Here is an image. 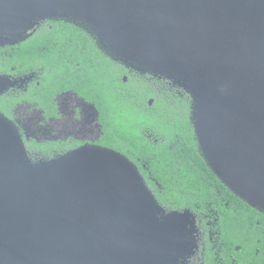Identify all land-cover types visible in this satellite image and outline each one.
I'll return each mask as SVG.
<instances>
[{
  "label": "water",
  "instance_id": "95a60500",
  "mask_svg": "<svg viewBox=\"0 0 264 264\" xmlns=\"http://www.w3.org/2000/svg\"><path fill=\"white\" fill-rule=\"evenodd\" d=\"M43 21L185 91L207 169L264 215V0H0V46ZM197 241L195 216L164 210L122 155L32 163L0 113V264H189Z\"/></svg>",
  "mask_w": 264,
  "mask_h": 264
},
{
  "label": "trees",
  "instance_id": "16d2710c",
  "mask_svg": "<svg viewBox=\"0 0 264 264\" xmlns=\"http://www.w3.org/2000/svg\"><path fill=\"white\" fill-rule=\"evenodd\" d=\"M0 53L11 54L18 69L43 68L45 83L77 88L106 108L109 137L114 143L123 139L119 152L138 169L164 210H189L197 218L220 213V241L228 248L241 246L253 264H264V216L233 196L207 169L197 151L185 91L163 79L129 73L105 57L83 31L63 22L42 26L25 42ZM234 223L247 232H236Z\"/></svg>",
  "mask_w": 264,
  "mask_h": 264
},
{
  "label": "flooded vegetation",
  "instance_id": "af4514ba",
  "mask_svg": "<svg viewBox=\"0 0 264 264\" xmlns=\"http://www.w3.org/2000/svg\"><path fill=\"white\" fill-rule=\"evenodd\" d=\"M58 22H40L31 36L40 27ZM14 46L4 45L0 46V49ZM120 65L126 69L122 64ZM126 70L141 75L133 70ZM45 75L43 68L35 69L27 66L18 69L11 62V54L0 53V77L6 78L7 82L4 91L0 94V106L4 105V111L0 113L18 130L28 159L32 162L51 161L86 148L110 150L122 155L119 148L123 146V139L118 138L114 143V138L109 137L108 110L87 99L83 92L77 91V88L45 83L48 82ZM18 110L26 111L24 116L28 119L33 120L35 115L40 117L41 122L36 127L37 130H41L43 137H28L24 133L17 122ZM224 206L226 207L227 203ZM219 215L221 214L209 212L201 214V218L195 216L198 228V250L191 257L189 264H253L250 256L246 252H241V246L228 248L220 241ZM234 230L247 232L245 227L235 226V223ZM256 245H259L258 242ZM257 251L259 252V249H256Z\"/></svg>",
  "mask_w": 264,
  "mask_h": 264
},
{
  "label": "rangeland",
  "instance_id": "374dc122",
  "mask_svg": "<svg viewBox=\"0 0 264 264\" xmlns=\"http://www.w3.org/2000/svg\"><path fill=\"white\" fill-rule=\"evenodd\" d=\"M26 110V109H25ZM27 111V110H26ZM23 112L22 110H18L17 112V122L20 124V126L22 127V130L24 131V133L28 136V137H34V138H39V136L43 137L44 135L41 133V130H37L36 125H38L41 122L40 117H38L37 115L34 116L33 120L31 118H26L24 116V114L26 113ZM63 116H64V120L66 117L65 114V109L63 111ZM14 126V125H13ZM15 127V126H14ZM16 129V127H15ZM16 132L18 133V130L16 129ZM44 132V131H43ZM19 135V134H18ZM20 137V136H19ZM82 150H90V148H86V149H82ZM28 158V157H27ZM31 161V160H30ZM32 162V161H31ZM32 163H38V162H32ZM258 253V251L256 252Z\"/></svg>",
  "mask_w": 264,
  "mask_h": 264
}]
</instances>
